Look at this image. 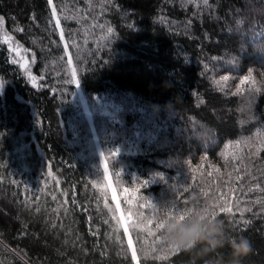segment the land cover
I'll return each instance as SVG.
<instances>
[{"label":"trees","instance_id":"obj_1","mask_svg":"<svg viewBox=\"0 0 264 264\" xmlns=\"http://www.w3.org/2000/svg\"><path fill=\"white\" fill-rule=\"evenodd\" d=\"M50 1L0 0V264H231L168 246L155 225L191 210L264 264V0ZM64 42L115 118L81 116Z\"/></svg>","mask_w":264,"mask_h":264},{"label":"clouds","instance_id":"obj_2","mask_svg":"<svg viewBox=\"0 0 264 264\" xmlns=\"http://www.w3.org/2000/svg\"><path fill=\"white\" fill-rule=\"evenodd\" d=\"M168 246L177 252L214 251L228 247L231 264H240L251 251L250 241L244 237L227 234L223 221L213 213L191 210L180 215L162 218L159 222Z\"/></svg>","mask_w":264,"mask_h":264},{"label":"rangeland","instance_id":"obj_3","mask_svg":"<svg viewBox=\"0 0 264 264\" xmlns=\"http://www.w3.org/2000/svg\"><path fill=\"white\" fill-rule=\"evenodd\" d=\"M50 5H51V1L48 0ZM54 22L55 25L57 27L58 33L60 35L61 38H63V33L64 30L63 26L61 25L59 19L54 16ZM12 51L14 53V57L13 59L15 60V62H19V65L23 71V74L25 77H28L30 79V81L34 80V76L31 73V65L34 62L33 56L32 54L25 48L21 47L20 45H18L17 43L15 45L12 46ZM64 54L66 55V60L63 63V68H61L59 70L60 73L64 75H66V78H69L68 81L72 82L73 85L75 86L74 88V100H76L78 102V104L81 106V116L83 118H85L89 123L91 121L92 116L94 115H99V116H103V117H108L109 115H111V117L115 118L116 116L113 115L112 109L110 108V102L106 103L102 100H90V103L87 102L86 98L84 97V95L81 93L80 88L78 87V83H77V79L75 77V70L73 68L72 65V61H71V56H70V52H69V48L67 46V44L64 42ZM242 109V108H241ZM243 111V110H242ZM87 133L89 134L91 139V145H93V147L96 146L97 139H99V135L96 132V129L93 125H91L88 129H87ZM96 150L99 152V148L97 147ZM102 168L104 170V181L105 184L108 187V190L110 192L111 197L116 200L117 198V194L113 188V186L110 183V178H109V174L105 165V162L102 161ZM128 241H129V245L131 250L134 252L133 250V246H132V242L129 236H127Z\"/></svg>","mask_w":264,"mask_h":264},{"label":"snow or ice","instance_id":"obj_4","mask_svg":"<svg viewBox=\"0 0 264 264\" xmlns=\"http://www.w3.org/2000/svg\"><path fill=\"white\" fill-rule=\"evenodd\" d=\"M207 2V0H205V3ZM181 213H169V217H174V216H177V215H180ZM156 227H158L160 229V226H159V223L157 225H155ZM174 251V250H173Z\"/></svg>","mask_w":264,"mask_h":264}]
</instances>
